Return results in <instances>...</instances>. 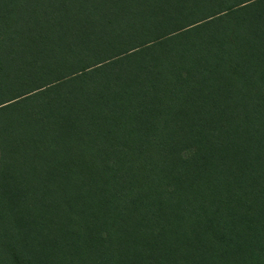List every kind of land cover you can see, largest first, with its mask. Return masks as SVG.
<instances>
[{
	"label": "trees",
	"instance_id": "trees-1",
	"mask_svg": "<svg viewBox=\"0 0 264 264\" xmlns=\"http://www.w3.org/2000/svg\"><path fill=\"white\" fill-rule=\"evenodd\" d=\"M0 264H264V0H0Z\"/></svg>",
	"mask_w": 264,
	"mask_h": 264
}]
</instances>
